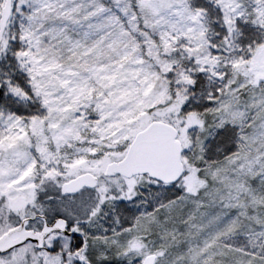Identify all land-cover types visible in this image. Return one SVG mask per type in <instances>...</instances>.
I'll list each match as a JSON object with an SVG mask.
<instances>
[{
	"label": "snow or ice",
	"instance_id": "1",
	"mask_svg": "<svg viewBox=\"0 0 264 264\" xmlns=\"http://www.w3.org/2000/svg\"><path fill=\"white\" fill-rule=\"evenodd\" d=\"M0 264H264V0H0Z\"/></svg>",
	"mask_w": 264,
	"mask_h": 264
}]
</instances>
